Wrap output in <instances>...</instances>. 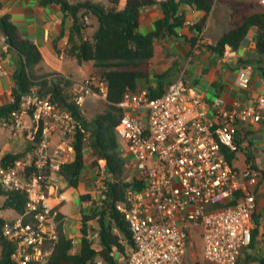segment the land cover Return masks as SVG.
Listing matches in <instances>:
<instances>
[{
    "label": "built area",
    "instance_id": "1",
    "mask_svg": "<svg viewBox=\"0 0 264 264\" xmlns=\"http://www.w3.org/2000/svg\"><path fill=\"white\" fill-rule=\"evenodd\" d=\"M250 1L264 8V0ZM8 49L0 32V78L6 75L3 53ZM252 73L250 66H242L235 86L247 89ZM66 79L76 105L82 106L87 98L106 101L107 87L99 78ZM117 107L122 115L116 134L127 155L129 176L143 182L141 190L128 189L124 202L115 206L132 242L124 264H182L194 234L200 235L205 263L237 264L251 243L260 175L251 165L235 169L227 156L239 150L242 126L264 122V96L226 109L219 99L206 104L181 77L154 98L146 91L126 93ZM208 107L213 109L211 118ZM10 116L11 123L5 125L12 134L25 129L28 119L35 124L28 135L35 148L28 160L18 159L8 167L0 163V188L27 198L23 212L4 221L1 235L14 246L15 263L47 264L60 224L58 211L49 203L50 178L68 163L73 137L84 130L71 112L34 90L19 97ZM55 134L63 143L53 150ZM96 183L87 210L101 208L106 200L103 177ZM90 221L88 237L95 242L99 234L95 221V227Z\"/></svg>",
    "mask_w": 264,
    "mask_h": 264
},
{
    "label": "trees",
    "instance_id": "2",
    "mask_svg": "<svg viewBox=\"0 0 264 264\" xmlns=\"http://www.w3.org/2000/svg\"><path fill=\"white\" fill-rule=\"evenodd\" d=\"M50 3L59 5L64 16L72 19L66 55L76 59L78 63L93 62L98 78L106 84V101H101L102 110L89 119L84 116L82 107L72 101L71 82L68 79L56 74L49 78L35 76V68L42 63L38 48L32 41L22 37L16 25L4 15L0 16V30L9 49L16 51L21 61L14 73V102L0 106V124L11 123L10 113L17 109L19 97L31 90L42 97L49 96L52 102L72 113L84 133H75L70 144L74 160L61 166L59 175L70 186L76 187L85 168L84 151L90 150L93 166H97L99 161L104 162L106 200L101 208L83 212L79 250L73 253L72 241L59 233L47 264H94L97 260L101 264H122L119 261H126L132 242L128 225L115 206L124 202L128 189L141 190L143 182L130 176L127 181V160L124 158L122 142L116 134L122 115L117 104L126 93L138 92L139 83L148 79L149 61L154 56V43L157 39L175 36L176 30L184 26L186 18L183 7L203 14L201 21L192 27L197 32L201 31L215 4L226 7L229 15L226 30L214 45L209 46L219 55L226 46L236 51L250 30L255 28L258 63L264 57V8L258 2L250 0H126L122 9L117 8L119 0H108V6L89 0L76 3H68L66 0H40L43 6ZM153 5L160 7L162 17L154 23L152 32L139 34L137 28L140 11ZM86 17H94L97 21V29L89 38H84ZM195 40L196 38L193 43ZM242 63H248V60H242ZM259 70L264 77V67L259 66ZM164 76H157V79L162 80ZM166 88L160 82L155 91L149 90L148 95L150 98L160 96ZM34 148V145H30L28 151H33ZM235 153L228 154L229 162L234 159ZM22 155L5 154L0 163L3 167L12 166ZM32 169L30 166L27 172ZM0 196L5 198L4 208L12 209L18 214L23 212L27 201L24 193L5 192L0 188ZM81 201L88 204L91 196L83 195ZM90 220L95 221L98 230L97 247H94V241L88 237L92 230L88 225ZM4 221L0 217V264H17L11 260L14 246L1 235ZM117 256H121V259ZM255 261L264 264V258H256Z\"/></svg>",
    "mask_w": 264,
    "mask_h": 264
},
{
    "label": "crops",
    "instance_id": "3",
    "mask_svg": "<svg viewBox=\"0 0 264 264\" xmlns=\"http://www.w3.org/2000/svg\"><path fill=\"white\" fill-rule=\"evenodd\" d=\"M66 1L76 3L84 0ZM89 1L104 6L109 5L108 0ZM125 1L119 0L117 8L122 9ZM182 9L186 18L184 26L176 30L175 36L163 37L155 41L154 56L149 61V77L139 83L138 91L149 92L150 89L155 91L160 82L166 88L182 77L206 104L219 99L222 107L226 109L231 108L236 102L240 105H249L258 96H264V77L259 70V66L264 67V57L261 58L260 63L256 61V29L250 30L236 51L226 46L223 53L219 55L209 46L214 45L226 30V24L229 21V15L223 14V11L228 14L226 7L215 4L200 32L193 30L192 27L201 21L203 14L188 7ZM4 15H7L16 25L22 37L32 41L38 48L42 63L35 68V76L49 78L56 74L74 81L94 76L95 69L92 61L78 63L76 59L65 53L72 19L64 16L59 5L50 3L43 6L40 0H0V16ZM161 17L162 12L158 5L141 9L137 32L142 35L149 34L154 30V23ZM221 17H224V20ZM86 25L84 38H89L97 29V21L94 17H86ZM194 38L196 40L193 43ZM242 60H248V63L245 65ZM3 61L6 75L0 78V106L10 103L12 89L15 86L14 73L21 59L16 51L8 49L3 53ZM244 65L250 66L253 73L249 87L240 89L235 86L234 80L238 70ZM160 75H165L162 80L157 79ZM207 111L208 118H211L213 109L208 107ZM5 124L6 122L0 124L1 132L10 127ZM32 124V121L28 119L25 129L17 134H12L11 129L10 134L6 136L7 140L0 145V159L9 153L23 154L20 160L30 158L33 151L28 149L33 143L28 135ZM241 132L243 136L240 139L239 150L230 163L237 170L251 165L260 176L255 187L256 207L253 215L254 228L251 232V243L243 250L238 264H258L255 259L264 258V122L242 126ZM62 143L63 137L55 134L51 141V149L55 150ZM90 158L92 159L91 151L86 149L84 151L85 168L81 181L76 187L70 186L58 173L52 172L50 178L49 203L58 211L60 218L58 232L72 241L73 253L80 247L81 220L83 212L87 210V204L82 203L81 197L87 194L91 197L95 196L98 176L94 166L88 162ZM73 160L74 152L70 150L68 163ZM99 168L104 171L103 161H99ZM1 197L0 217L3 220L15 219L18 213L4 208L5 198ZM6 210L14 211L16 216L4 217ZM92 222L90 221V225L93 226Z\"/></svg>",
    "mask_w": 264,
    "mask_h": 264
},
{
    "label": "rangeland",
    "instance_id": "4",
    "mask_svg": "<svg viewBox=\"0 0 264 264\" xmlns=\"http://www.w3.org/2000/svg\"><path fill=\"white\" fill-rule=\"evenodd\" d=\"M223 14H225V16L228 15L225 11H223ZM221 19L224 20V17H221ZM225 24H226V22H225ZM93 74H94V77H97V78L99 77L98 74L96 73V71H94ZM85 100L86 101H85L84 105L82 106V111L84 112L85 117L90 119L95 114L99 113L102 110L103 107H102V103L100 100H90V99H85ZM10 131H11L10 127L5 128L3 132L0 131L1 132L0 133V145L7 140L6 136H7V134H10ZM124 158L127 159V155L125 153H124ZM92 160L93 159L90 158L88 160V162H91V164H92V162H93ZM94 168L97 171V176H102V177L105 176L104 171H102L99 168V163L97 166L94 165ZM128 178H129V174L127 176V181H128ZM1 198L2 197L0 196V200H2ZM15 216H16V214L12 210H6L4 213V217H12L13 218ZM191 244L192 245L187 250L183 264H207L203 261L202 256H201L202 241H201L199 234H194L191 237ZM94 247H97V241L94 242ZM118 257L121 258V256H118ZM119 262L124 264L122 259Z\"/></svg>",
    "mask_w": 264,
    "mask_h": 264
},
{
    "label": "water",
    "instance_id": "5",
    "mask_svg": "<svg viewBox=\"0 0 264 264\" xmlns=\"http://www.w3.org/2000/svg\"><path fill=\"white\" fill-rule=\"evenodd\" d=\"M34 127H35V124L33 123L32 124V129H31V132H30L31 134L33 133Z\"/></svg>",
    "mask_w": 264,
    "mask_h": 264
}]
</instances>
